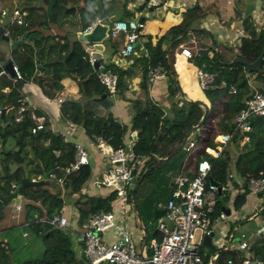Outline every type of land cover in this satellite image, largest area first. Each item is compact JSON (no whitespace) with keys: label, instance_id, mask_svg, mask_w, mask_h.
<instances>
[{"label":"trees","instance_id":"1","mask_svg":"<svg viewBox=\"0 0 264 264\" xmlns=\"http://www.w3.org/2000/svg\"><path fill=\"white\" fill-rule=\"evenodd\" d=\"M2 1L12 10L19 11L20 20L5 24L9 38L18 40V43L10 49L9 58H5L4 52L0 53V108L13 106L7 114L0 113V219L5 207L20 194L24 198L23 229L42 241L43 251L37 258L28 257L13 263L6 251L7 246L1 242L0 264H79L84 256L82 252H76V244L68 230L52 225L44 218L52 213H63V196L81 191L91 176L90 163L82 164L65 177L62 195L60 185L51 180L48 173L69 166L74 161L75 142L64 140L60 132L48 128L47 122L46 128L31 132L33 121L27 114L19 121L15 120L18 105H27L25 93L43 92L45 96L53 97L63 87L62 79L65 77L75 80L81 93L88 92L93 101L106 109L104 114L85 106L79 109L78 99L64 100L60 104L62 116L74 118L91 140L100 135L110 146L117 148L125 145L126 133L127 137L133 138L131 133L136 131L133 138L137 159L135 167L137 178L143 176L137 182L133 200L140 226L146 232L142 238H146L148 243L151 238L161 237L156 222L164 216L166 209L157 203L169 199L177 175L192 178L197 163L202 159L210 162L206 185L213 179L221 187L216 193L212 219L228 203L234 210L242 209L250 191L249 179L264 177V115L252 114L248 117L249 131L237 128L235 118L247 106L246 101L254 90L264 93V57L259 67L252 71L239 61L231 63V60L240 56L247 62H253L258 57L264 45V13L258 20L251 13L242 16L236 48L216 40L213 44L211 34L196 27V22L205 16L204 9L197 3L183 12L179 23L156 35L155 43L151 34L141 33L130 56V65L121 67L110 62L105 68L117 75L116 95L123 96L129 89L130 79L137 73L141 77L139 87L147 95L152 83L149 71L161 66L165 71L168 106L147 97L132 98L133 114L128 128L114 120L111 112L113 100L107 97L105 86L95 78V69L89 61L90 51L87 48L92 44L82 42L77 34L96 18L107 24L112 16L114 19L136 18L135 12L128 9L132 0ZM139 7L147 11L155 8L148 6L147 0ZM150 18L146 16L145 20ZM24 32L23 39L19 40ZM106 38L104 45L110 41L113 52L118 53L124 44L123 33L112 40ZM190 39H194L200 47L198 54L191 58L193 63L215 74L201 100H187L181 95L177 73L170 65L172 52ZM169 43L172 44L166 50ZM205 45H208V49H203ZM171 57L175 64L174 56ZM10 59L16 64L22 78L13 77L4 69V63ZM205 107L207 113L203 122L185 138L200 121ZM35 111L42 114L37 109ZM226 131L232 133L231 138L219 155L213 156L206 151L207 146L216 145V135ZM191 140L194 145L187 150L186 146ZM180 144L182 146L170 157L157 160L170 155ZM231 145L240 147L235 157L231 153ZM191 149L194 165L193 170L188 171L184 161ZM32 155L36 156L26 161ZM232 165L237 177L230 175ZM32 179L37 182L25 183ZM9 182L15 186L12 187ZM242 183L246 184L244 191H241ZM115 198L114 191L104 196L80 193L73 203L76 211L72 219L75 218L83 226L89 213L113 209ZM201 251L202 264H228V259L238 264L245 256L242 250L234 249L202 246ZM150 252L148 250L147 254ZM214 253L216 257L211 260Z\"/></svg>","mask_w":264,"mask_h":264},{"label":"built area","instance_id":"2","mask_svg":"<svg viewBox=\"0 0 264 264\" xmlns=\"http://www.w3.org/2000/svg\"><path fill=\"white\" fill-rule=\"evenodd\" d=\"M264 1V0H263ZM167 3V0H147L148 6L161 7ZM11 21L20 20V13L17 9L12 10ZM96 22H102L96 18L84 31L93 27ZM140 26V30L138 27ZM144 23L140 24L138 18L113 19L108 24L107 35L110 40L118 37L121 33L124 35V44L119 52L113 58L112 63L121 66L120 62H127L135 51L138 38ZM2 33L8 34V27H4ZM91 51L92 46L87 48ZM200 47L194 44H181L179 53L187 59H191L194 54H198ZM203 49H208L205 45ZM12 70L14 77L22 78V74L12 59ZM89 61L93 65L94 58L89 56ZM122 67V66H121ZM100 64L95 69V78L106 88V95L109 99L114 100L117 93V75ZM198 79L197 86L200 90L207 89L213 78L214 73L208 72L198 66L195 68ZM165 71L161 66L150 69L149 78L151 81L163 77ZM234 91V90H233ZM47 100L54 101L60 105L64 100H70V95L56 94L53 97L45 96ZM247 106L242 109L235 118V126L241 131L251 129L248 123L250 115H264V93L254 90L246 101ZM12 105H5L0 108V113L7 114ZM27 114L33 121L31 132L46 128L48 117L42 113L38 114L35 109L29 108L24 103L17 107L15 120L19 121ZM231 132L226 131L216 135V145L207 146L208 151L213 156L219 155L223 146L230 140ZM94 148L104 157L106 167L104 171L92 180L93 184L104 189L114 191L116 194L115 201L119 205L121 214L119 218L115 216L114 208L111 210H99L89 213L83 221V228L80 233L82 240V253L86 257L87 264H202L203 254L201 251L202 237L204 234L213 233L211 224V213L214 208L218 185L209 182L206 185V175L210 170V162L207 159L200 160L196 165L195 174L192 178L177 175L174 179V187L171 195L166 202H158L159 207H164L166 213L157 221L156 228L161 233L159 239L153 238L150 241V254H146L142 249L139 254L136 252L135 242L132 233L127 225L128 215L132 212V203L130 199V189L133 187L131 182L130 170L135 167L137 162L133 145L135 140L130 138L124 139V146L114 148L110 146L102 136H95ZM194 145V141L188 142L186 149L189 150ZM74 161L66 167H60L58 170H52L48 177L55 183L63 187L65 177L74 170L79 169L82 164L88 163V150L80 143H75ZM35 181V179H32ZM13 187V182H9ZM221 188V187H220ZM248 188L252 193L264 190V177L249 179ZM89 189L82 187L80 192H88ZM79 193V192H78ZM73 194H77L74 192ZM16 209L21 205L16 204ZM218 219L226 218V213L221 210ZM44 220L57 227L67 229L68 218L63 213H52ZM173 222L172 228H169L167 222ZM110 233L109 236L105 234ZM232 235V234H231ZM216 238V237H215ZM258 245H264V233ZM216 240V239H215ZM212 235V241H215ZM2 242L0 231V243ZM228 242V246H230ZM238 249L244 252V255L238 264H264V258L251 256L248 253L250 242L245 237H241L237 242ZM225 247V248H224ZM219 248L226 249L227 246L220 245ZM216 257V253L211 256V260ZM228 264H234L232 259H228Z\"/></svg>","mask_w":264,"mask_h":264},{"label":"crops","instance_id":"3","mask_svg":"<svg viewBox=\"0 0 264 264\" xmlns=\"http://www.w3.org/2000/svg\"><path fill=\"white\" fill-rule=\"evenodd\" d=\"M143 1L144 0H132L128 9L135 12L136 18L141 15L145 17H152L149 20H145L141 33L151 34L153 37V43L157 40L156 35L164 33L170 26L179 23L182 19L183 12L188 7L196 3L199 4L205 12V16L196 22V27L198 29L206 30V32L211 34L214 40L224 42L229 45H236L237 43L236 36L240 34L239 30L241 29L242 16L251 13L254 15L255 19L258 20L264 13L263 0H167L165 5L155 7L154 9L148 11L139 7ZM0 16V26L4 28L5 24L10 22L12 8L2 0L0 1ZM113 19L114 16H112L109 21H112ZM182 44L190 45V47L194 48V44H196V42L194 39H190ZM180 46H178V48H176L171 54L174 56L173 61L175 64L172 62V57L170 55V65L177 73V79L181 87V95L187 100H201L204 98V91L200 90L197 86L198 79L195 73L196 65L191 59H187L179 53ZM11 48L10 41L8 42L1 38L0 53L4 52L6 54L5 58H9ZM115 56L116 53L113 52L112 44H110L109 41L108 44L105 45L101 58V65L105 66L112 62ZM130 63L131 59H128L127 62H120L122 67L130 65ZM6 64L7 61L4 63V69L11 76H13ZM140 79L141 77L139 73L130 79L129 89L124 92L123 96L116 95L113 100V106L111 107L114 120L119 122L120 125H125L128 128L133 114L131 109L132 98L147 97L168 106V101L166 99L167 84L164 76L152 81L147 95H144L139 87ZM62 83L63 87L57 94L70 95L72 99H78L80 101L79 109H82L85 106L96 110L101 114L106 112V109L101 104L92 100V97L88 95V92L81 93L79 91L78 84L75 80L65 77L62 79ZM25 100L29 108L37 109L48 117L47 125L50 130L60 132L64 140L80 143L88 150V160L91 165V176L84 185L89 189V191L84 193L102 196L107 195L109 190L99 187L92 182V180L104 171L106 163L104 157L94 148V141L86 135L83 126L77 123L74 118L69 119L63 117L60 111V105H57L52 100H47L43 92H27L25 93ZM127 135L128 133L124 136L126 141L129 139ZM242 143L243 142H241V144ZM239 149L240 147H233V149H231L233 157L237 155ZM35 156L36 155L30 156L26 161L34 158ZM193 162L194 157L192 156L191 149L189 156L184 161V167L188 171H192L194 165ZM230 172V175L237 177L233 165ZM184 176L187 177V175ZM51 185L53 187L55 186L54 183ZM61 190L63 195L64 187H61ZM244 190L245 188L242 183L241 191ZM76 193L77 194L72 193L70 196H63L65 199L63 214L69 218L66 230L69 231L70 235L74 239L76 244L75 249L77 248L78 240L81 239L80 233L83 228V226H80L77 223L75 218L72 219L76 211L73 203L80 196V193L83 192ZM234 193L235 189L232 190V194ZM23 203L24 198L20 194L16 195L5 207L3 216L0 219L2 242L5 246H7L6 251L10 255V260L13 263L20 261L16 260L12 254L14 251V244L16 242L20 243L19 240L23 239L22 243L26 246L28 244V242H26L27 238L31 237L39 239L36 236L27 234V231L23 229ZM16 204H20L21 208L16 209ZM113 208L115 216L119 218L121 210L116 201H114ZM225 208H228L229 212H227ZM222 210L226 213V218L218 219L217 214L213 218L211 224L213 239H216L215 241H212L214 248H219L220 245L225 244V246L228 247L226 249L240 250L236 244L243 236L250 242V249L248 250V253L251 256L263 258L264 245L258 244L262 241L260 237L264 233V190L260 193L259 191L256 193L249 191L246 196V201L240 211L232 209L229 203L223 206ZM134 214L135 213L132 210L130 215H128L127 223L129 222L132 224L131 226L127 225L129 226L134 241L138 243L139 251L144 249L147 254L148 250L151 251L150 242L148 243L146 238H142L146 235V232L142 229L138 217ZM105 234L109 236L110 233L106 232ZM145 239L146 242L144 243ZM7 240L9 242L6 244ZM228 242H230V246H228ZM81 252L82 249L77 253L80 254Z\"/></svg>","mask_w":264,"mask_h":264},{"label":"water","instance_id":"4","mask_svg":"<svg viewBox=\"0 0 264 264\" xmlns=\"http://www.w3.org/2000/svg\"><path fill=\"white\" fill-rule=\"evenodd\" d=\"M145 21V16L141 15L138 17V22L140 24H143ZM107 29H108V24L107 23H104V22H96L93 27L89 30H86V31H80L78 32L77 36L79 38V40H81L82 42H85V43H88V44H92V49L90 51V55L91 57L94 58V63H93V67L94 69H98L100 67V64H101V58H102V54H103V51H104V48H105V45L103 43V41L105 40L106 38V35H107ZM140 26L138 27V30H140ZM2 26H0V37L6 41H10L11 43V47H15L18 43V40H15V41H12L8 35H5L2 33ZM191 30V29H189ZM26 34V32L23 33V35L20 37L19 40H22L24 35ZM210 40L211 42L214 44V39L212 36H210ZM172 43H169V45L167 46L166 50H169L170 46H171ZM218 51V49H217ZM264 57V45L262 47V50L260 52V54L258 55V57L253 61V62H247L245 59H243L242 57L240 56H235L233 57V59L231 60V63L235 62V61H239L240 63H242L245 68L249 71H252V70H255L259 67V65L261 64L262 62V59ZM6 66L9 68V71L12 72V75L14 76V72L12 70V62L10 60L7 61V64ZM103 71H105V68H102ZM206 113H207V108L205 107L204 109V114L203 116L201 117L200 121L194 125L192 127V129L186 134V137L187 138L189 136V134L191 133L192 130L198 128L201 123L203 122L205 116H206ZM131 136L133 138L136 137V131H132L131 133ZM182 146V144H180L179 146H177L171 153L170 155H168L167 157L165 158H158L157 160H164V159H167L168 157H170L173 153H175L180 147ZM144 174V173H143ZM130 175H131V182L133 184V187H132V192L130 194V199H131V203H132V210L133 212L136 214V216L138 217L139 221H140V217L138 215V212L136 210V206H135V203H134V200H133V196H134V190L137 186V182L142 178V176L138 179L137 178V168L136 167H132L131 170H130ZM37 181H33V180H27L25 181V183H35ZM211 183H214V184H218V182H216L215 180L211 179L210 180ZM245 183H243V187H245ZM220 191V186L218 185V192ZM262 192V191H259V193ZM0 204H1V200H0ZM224 209V208H223ZM225 210L227 212H229V209L225 208ZM167 225L169 228H172L173 226V222L171 220H169L167 222ZM212 235L213 233L210 232L209 234H204L203 237H202V245L203 246H206V247H209L211 249H214V244L212 242ZM146 242V239L144 241V243ZM82 240L79 239L78 242H77V248H76V252H79L81 251L82 249ZM79 264H87V260H86V257L83 256L82 257V260L79 261ZM97 264H101V262H98Z\"/></svg>","mask_w":264,"mask_h":264},{"label":"rangeland","instance_id":"5","mask_svg":"<svg viewBox=\"0 0 264 264\" xmlns=\"http://www.w3.org/2000/svg\"><path fill=\"white\" fill-rule=\"evenodd\" d=\"M10 22H12L10 20ZM107 39V38H105ZM196 42V41H195ZM197 44V42H196ZM181 45V44H180ZM178 45V46H180ZM237 45V43H236ZM234 45V47L236 48L237 46ZM177 46V48H178ZM215 139L217 140V137H215ZM231 149H233V146H230ZM55 187V186H54ZM129 226H131L132 223H127ZM157 224V222H156ZM134 227V225H133ZM22 240H19L20 243H15L14 244V251H13V255L16 258V260H23L25 258L28 257H39L43 251V244L41 242V240L39 239H35V238H27L26 242H28V244L26 246L23 245ZM135 242V241H134ZM135 248H136V252L139 254V249H138V243L135 242Z\"/></svg>","mask_w":264,"mask_h":264}]
</instances>
